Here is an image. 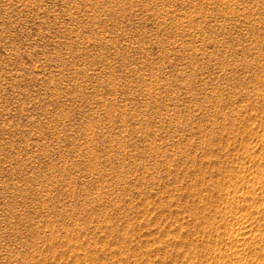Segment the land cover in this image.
Wrapping results in <instances>:
<instances>
[{
    "label": "rangeland",
    "instance_id": "rangeland-1",
    "mask_svg": "<svg viewBox=\"0 0 264 264\" xmlns=\"http://www.w3.org/2000/svg\"><path fill=\"white\" fill-rule=\"evenodd\" d=\"M0 264H264V0H0Z\"/></svg>",
    "mask_w": 264,
    "mask_h": 264
}]
</instances>
